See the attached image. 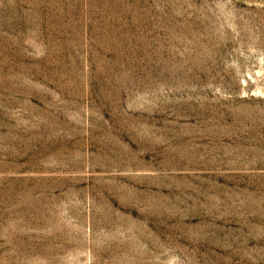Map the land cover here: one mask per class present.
Wrapping results in <instances>:
<instances>
[{"label":"rangeland","instance_id":"obj_1","mask_svg":"<svg viewBox=\"0 0 264 264\" xmlns=\"http://www.w3.org/2000/svg\"><path fill=\"white\" fill-rule=\"evenodd\" d=\"M0 264H264V0H0Z\"/></svg>","mask_w":264,"mask_h":264}]
</instances>
